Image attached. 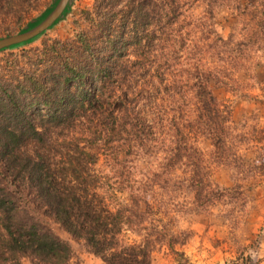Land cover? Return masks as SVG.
I'll return each mask as SVG.
<instances>
[{"label":"trees","instance_id":"16d2710c","mask_svg":"<svg viewBox=\"0 0 264 264\" xmlns=\"http://www.w3.org/2000/svg\"><path fill=\"white\" fill-rule=\"evenodd\" d=\"M196 2L204 8L194 16ZM219 6L240 18L227 35ZM90 20L92 29L36 49L27 69L0 74L2 252L15 264L72 255L24 204L26 191L104 264H151L157 246L191 264L176 248L185 238L171 229L175 217L216 202L231 217L245 203L238 180L264 173V126H235L211 85L238 86L235 74L264 59V0H96ZM257 84L264 95V76ZM28 141L72 147L73 173L29 153ZM144 158L149 168H136ZM213 163L234 170L231 186L213 183Z\"/></svg>","mask_w":264,"mask_h":264},{"label":"rangeland","instance_id":"374dc122","mask_svg":"<svg viewBox=\"0 0 264 264\" xmlns=\"http://www.w3.org/2000/svg\"><path fill=\"white\" fill-rule=\"evenodd\" d=\"M51 0H0V37L14 34L31 18L40 14ZM243 3L245 0H234ZM96 0H74L70 11L36 40L15 49L0 52V74L8 68L27 69L26 61L36 49L42 50L45 43L52 40H70L80 31L92 29L90 12L94 10ZM203 4L196 2L190 12L194 16L202 14ZM215 22L222 35L240 27V18L226 6L214 9ZM264 76V59L258 58L249 71H238L235 79L238 86L227 87L211 83L212 93L221 102L230 106L232 123L241 127L243 123H256L264 126V95L261 94L259 80ZM89 87L90 85L87 84ZM199 148L208 155L209 142L198 139ZM25 150L29 153L40 152L56 165L55 170L73 173L69 170L70 160L75 161L72 147L57 143H45L44 146L28 141ZM252 153L245 151L244 158L250 159ZM136 168L146 170L149 165L146 158L134 161ZM211 179L220 187H229L234 182V170L220 163L211 165ZM245 196V203L232 204V216L224 213L227 205L214 203L208 211L187 209L175 217L171 229L179 232L185 242L176 245L183 251L191 264H264V173L256 177L238 180ZM29 190L28 192H30ZM24 204L33 215L48 226L56 235L69 243L72 255L66 264H104L92 254L82 240L73 239L59 229L58 224L42 213L41 206L33 194L24 191ZM131 239L134 237L129 236ZM0 264H15V260L2 252L0 245ZM21 264H33L30 257H23ZM151 264H176L165 246H157L152 253Z\"/></svg>","mask_w":264,"mask_h":264},{"label":"water","instance_id":"95a60500","mask_svg":"<svg viewBox=\"0 0 264 264\" xmlns=\"http://www.w3.org/2000/svg\"><path fill=\"white\" fill-rule=\"evenodd\" d=\"M73 2L74 0H51L48 7L31 18L16 33L0 37V52L18 48L36 40L47 29L66 16Z\"/></svg>","mask_w":264,"mask_h":264}]
</instances>
